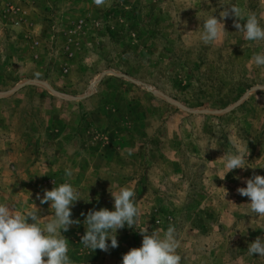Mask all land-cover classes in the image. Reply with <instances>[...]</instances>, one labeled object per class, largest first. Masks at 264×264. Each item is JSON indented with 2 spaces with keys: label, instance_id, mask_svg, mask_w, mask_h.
I'll return each instance as SVG.
<instances>
[{
  "label": "rangeland",
  "instance_id": "1",
  "mask_svg": "<svg viewBox=\"0 0 264 264\" xmlns=\"http://www.w3.org/2000/svg\"><path fill=\"white\" fill-rule=\"evenodd\" d=\"M229 4L264 25V0H0V202L50 219L38 194L70 169L73 264H122L144 226L174 227L181 264H264L248 254L264 217L238 192L264 175V41L244 39L230 8L221 38L200 39ZM245 144L252 167L221 179ZM125 186L136 225L115 248H84L86 214Z\"/></svg>",
  "mask_w": 264,
  "mask_h": 264
},
{
  "label": "clouds",
  "instance_id": "2",
  "mask_svg": "<svg viewBox=\"0 0 264 264\" xmlns=\"http://www.w3.org/2000/svg\"><path fill=\"white\" fill-rule=\"evenodd\" d=\"M94 3L102 6L106 0H94ZM227 6L223 14H220V19L213 12L204 19L200 36L204 44L217 41L226 31L224 17L229 15V8L231 14L238 18L234 22L235 27L244 34V39L264 41V25L255 13L245 14L238 6ZM253 62L257 67L264 66V53H256ZM248 154L247 144L224 153V171L219 177L223 179L233 169L250 166ZM65 176L69 179L50 190L46 189L43 196L38 194L41 204L50 202V219L47 218L48 215L40 216L34 203L30 209L21 211L13 210L12 205L0 202V264H73L68 255V240L62 232H67L71 225L80 223L72 218V206L83 197L71 182L73 172L66 169ZM245 183L246 187L238 188L239 194L249 198L250 202L247 204L250 206V213L264 217V175H253ZM111 194L114 198L111 210H90L83 221L85 232L80 244L91 252L117 247V230L136 225L139 209L134 199L135 190L125 186L115 193L111 191ZM139 231L143 237L141 246L133 247L125 253L122 264H181L182 257L178 253L179 243L174 227L169 226L162 232H149L144 226ZM248 254L264 257V240L257 238L251 242L248 245Z\"/></svg>",
  "mask_w": 264,
  "mask_h": 264
}]
</instances>
